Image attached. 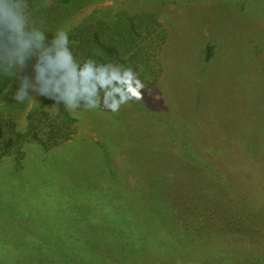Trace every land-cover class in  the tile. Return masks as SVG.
Returning a JSON list of instances; mask_svg holds the SVG:
<instances>
[{"label":"rangeland","instance_id":"374dc122","mask_svg":"<svg viewBox=\"0 0 264 264\" xmlns=\"http://www.w3.org/2000/svg\"><path fill=\"white\" fill-rule=\"evenodd\" d=\"M163 2L168 5H162ZM72 4L74 7L69 5L72 15L68 17L67 27L72 23L71 20H79L97 5L113 4L132 12L152 10L158 20L166 26L168 34L174 38L177 36L187 38L193 34L187 24V20L190 19L189 12L181 9L183 2L177 7L176 0H102L101 2L80 0V3L74 0ZM202 9L203 7L200 10ZM220 9L213 14H207L209 25L208 28L206 27L204 37L201 38L204 42L209 37L217 40L216 25H220L222 31L221 40L224 32L228 35L231 32L226 29V20L230 21L220 16ZM190 12L197 19L198 11L191 9ZM202 14L204 12H200L198 17L201 18ZM183 20H186V23H183L185 22ZM171 25L173 28L170 27ZM233 38L232 48L217 40L219 45L215 57L204 69L195 65L193 70L181 74L185 70L184 68L182 70L183 60L176 65V70L168 72L167 78H163L166 74L160 77L159 91L161 94L164 91L165 97L163 96L164 100L159 102L160 110L156 112L162 114L150 112L148 108L141 109L134 105L132 99H118L117 102H109L105 105L94 104L91 101L85 103L71 99L67 101L68 108L77 118V129L73 138L50 151L40 147L39 153L32 156L30 154L33 146L26 147L24 160L17 170L25 174L27 188L21 189L23 184L20 181L12 183L15 187L19 184L18 198L25 202L29 198V202L33 205L27 215L30 223L17 224L16 215L12 217L6 214L7 208L2 199L4 197L6 199L7 194L0 187V227L5 225L9 228L8 233L15 234L16 237L20 236L18 239L15 238L16 241L23 240L24 236L29 237V245L34 247L27 251L26 264H175L179 257L183 264H213L215 259H220L222 262L219 263L224 264H264V256L254 257L253 260L246 257L252 254L250 250L252 245L264 243V233L262 234L264 232V151L262 154L259 153V156L258 152L253 153L254 150L251 149L254 147L251 146L254 141L251 139L252 134L257 131H261L259 140L264 146V132H262L264 115L250 111L244 116L242 126L234 124L240 118L246 104L253 105L254 110L264 108V70L257 58L251 56L248 48L250 43H245L243 34L235 32ZM233 49L237 52L234 53ZM173 54L177 53L173 51ZM177 57L172 56L171 60L174 61ZM109 85L112 90L117 89L115 81H109ZM150 92L154 91L151 89ZM159 94H155L158 100ZM16 103L0 102V117L12 116L19 122L20 127H24V114L16 110ZM200 103L205 109L201 114H199L200 106L198 107ZM170 108L174 110L171 111ZM174 115L179 118L178 126L175 125L176 123L173 124L175 128L164 126V121L167 123V120ZM213 125L218 126L216 131L212 130ZM243 128L249 133L246 138L251 142V144L248 142L249 146H244L245 144L241 146V143H244L241 137L232 136V134H241ZM242 135L246 137L245 133ZM201 136L205 138L201 141L207 142V148L205 146L202 149L200 144H197V139ZM207 149L213 150L218 155L215 163L224 166L223 172L226 178L230 179H228L230 187L228 185L224 189L234 186L238 191L244 187L248 193L249 203L242 202L241 210L244 211H238L239 215H236V219L244 222L246 235L243 238L231 234L223 238L224 228L216 226L219 222H223L221 216H211L212 219L208 223L201 221L202 219L198 217L199 211H196V214L193 213L196 220L194 218L192 226L186 225L185 230H190L191 234L188 233L190 237L185 240L174 220L175 215L177 219L180 216V212L176 214V209H170V212L163 210L160 215L151 209L143 212L141 204L146 200L144 196L149 203H155L152 199L154 195L148 191L153 186L160 192L168 189V195L162 197V202L164 205L173 204L175 198L179 197L178 191L169 194L181 186L175 182L178 175L188 179L185 184L186 194L189 198H195L196 204L201 206V211L206 210V207L215 210L216 203L224 202V192L216 188L220 182L214 179V175L207 173L198 175L193 165L189 164L191 159L195 158L194 153L202 150L204 152ZM239 155L246 156L241 159ZM37 158L43 164L36 163ZM183 159L190 160L185 162ZM12 163L15 164L13 161ZM54 163L61 166H54ZM218 166L213 167L212 172L221 169ZM13 167L15 168V165ZM110 172L116 173L119 178L117 180L122 184H129L132 192L135 189L142 190L138 191L139 193L129 203L121 205L125 193L122 197L109 196L108 191L111 187H115L114 184L117 182L113 173L112 177L110 176ZM64 173L67 177L56 178ZM49 178L51 185L36 191L37 188L44 186ZM157 178L165 180L166 188L159 183L160 181H155ZM99 184L104 189V196L101 195L102 193L98 195L99 202L96 205L98 211L94 208V204L76 203L77 200L82 202L91 198L86 189H79L77 194H69L67 191V187L84 185L94 188ZM35 191L38 196L30 198ZM114 191L118 192L116 189ZM75 197L76 199L73 200ZM113 208L110 213L109 209ZM41 209H44L46 214ZM99 210L100 217L107 215L111 222L105 224L108 231L105 237L101 234L100 240L94 241L86 232H75L59 225L63 221L64 211H74L79 217L93 213V219H98ZM37 214L45 215L46 219L42 222L44 225L48 223L49 234L46 241L50 248L43 243L46 250L41 245L39 233H35L32 227L33 224L34 228H43ZM164 217L172 222L170 236L175 240L174 248L162 246L158 249L147 243L148 238L166 239L165 231L162 229L164 225L161 224L165 222ZM121 226L127 229H121ZM258 235L262 237L258 239ZM59 250L63 251V258L59 257Z\"/></svg>","mask_w":264,"mask_h":264},{"label":"trees","instance_id":"16d2710c","mask_svg":"<svg viewBox=\"0 0 264 264\" xmlns=\"http://www.w3.org/2000/svg\"><path fill=\"white\" fill-rule=\"evenodd\" d=\"M76 1L80 3V0ZM84 1L89 2L91 0ZM94 1L101 2L102 0ZM73 2L74 0H0V102L8 104L17 102L16 110L22 111L24 114V127H20L19 122L15 121L12 116L11 118L0 117V187L7 194L6 199L4 197L2 202L6 205L7 215L18 217L15 220L17 224L26 225V222L27 224L30 223L27 215L33 207L29 198H26V202L18 198L19 184L16 187L12 185L13 182L20 181L23 184L21 189L27 188L26 179H24L25 174L17 170L18 166L22 164L21 161L24 160V149L33 146L32 154H30L32 156L39 153L40 147L45 151H50L73 138L77 129V118L68 108V100H75L79 103L91 101L94 104L105 105L109 102H117L118 99H132L135 106H139L141 109L148 108L150 112L160 113L156 111L160 110L159 102L164 100L163 96L165 97L164 91L163 95L159 91L160 77L166 74L163 78H167L168 72L176 70V65L183 60L182 70H185L181 74L189 71L195 65L204 69L215 57L216 48L219 45L217 40H221L220 36H222L220 25H216L218 31L216 41L209 37L204 42L201 38L204 37L206 27L208 28L209 25L207 14H213L219 8H221L220 16L230 21L227 22L228 20H226L227 31L231 30L229 35L227 32L223 33L224 36L220 42L232 48L235 32L243 34L245 43H250L248 48L251 56L257 58L259 65L264 70V0H176L177 7H180V3L183 2L181 9L189 12L190 19L187 20V24L193 34L187 38H180L179 36L174 38L168 34L166 26L158 20L156 14L150 9L132 12L113 4L97 5L89 14L79 20H71L72 23L67 27L68 17L72 15L69 5L74 7ZM163 4L168 5L165 2ZM201 7H203L202 10H200ZM191 9H196L198 14L200 12H204V14L201 15V18L197 14V19H195L190 12ZM183 21L186 23V20ZM170 27L173 28L172 25ZM173 51L177 54H173ZM233 51L234 53L237 52L235 49ZM172 56L178 57L172 61ZM129 73L138 82L133 85L135 88L134 96L128 92L126 83ZM111 80L117 83L115 91L109 85ZM151 89L154 91L153 93L150 92ZM155 94H159V100ZM199 106L201 109L199 114H201L205 109L202 108L201 103ZM253 108V105L246 104L241 116L239 115L240 118L234 124L242 126L244 116L250 111L264 115V108H261L262 110L259 108L254 110ZM169 110L173 111L174 109L170 108ZM174 123L178 126L179 118L177 115L169 118L167 123L164 121V126L175 128ZM159 125L161 126L162 123ZM217 127V125L211 126L212 130L215 131ZM243 133L246 137L242 135ZM247 134L249 133L243 128L241 134H232V136L241 137L242 142H244L241 143V146L244 144V146H249L248 142L250 141L246 139ZM252 136L251 139L254 141L251 146L254 147L251 149L254 150L253 153L258 152L260 156L264 151V146L259 140L261 131H257ZM181 139L185 140V138ZM201 139L205 138L201 136L197 139V144H200L202 149L205 146L207 148V142L201 141ZM212 151L207 149L204 152L202 150L194 153L195 158H192L189 164L193 165L192 167L198 175L202 173L212 174L214 179L220 182L216 188L224 192L225 200L216 203L217 208L215 210L206 207V210L201 211V206L196 204L195 198H189L186 194L185 184L188 179L179 175L176 176L175 182L181 186L169 194H174L177 191L179 194L172 205H164L162 202V197L168 195V189L160 192L155 186L148 189L154 195L152 199L155 203H149L147 197L144 196L146 200L141 204L144 213L150 209L153 212L156 211L157 215H160L163 210L170 212L176 209V214L180 212L179 218L177 219V215H175L176 219L174 220L175 223L177 222L178 229L182 231L185 240L191 234L190 230H185L186 225L192 226L195 218L193 213L196 214V211H199V219L208 223L212 219L211 216H221L223 222L214 223L217 227L224 228L223 238L228 234L239 238L246 235L244 222L236 219V215L244 211L241 210L242 202L249 203L248 193L244 187L238 191L234 186L224 189L228 185L230 187V179L226 178V174L223 172L224 166H218L215 163L218 155ZM239 156L244 159L246 155ZM189 160L183 159L185 162ZM36 163L43 164L38 158ZM53 165L61 166L57 163ZM217 166L221 169H214L215 171L212 172L213 167ZM112 173L117 182L114 184L115 187L108 189L109 196L116 198L121 195L122 197L125 193L121 205L129 203L142 189H135L132 192L129 184H122L117 180L119 179L117 174ZM112 173L110 172L111 177ZM60 177H67V174L64 173L56 178ZM163 178H157L155 181H160L159 183L166 188ZM223 181H225L224 184ZM100 184L104 183L100 182ZM100 184L94 188L84 185L67 187V191L69 194H77L79 189H86L88 195L91 196L88 199L90 201L79 202L77 200L76 203L81 205L94 204V208L98 211L96 208L99 202L98 195L104 194V189ZM43 185L36 191L46 189L51 185L50 178ZM189 186L191 187V185ZM114 189L118 192L116 193ZM36 191L30 195V198L38 196ZM75 199L76 197L73 198V200ZM29 204H31L30 207H28ZM167 206L168 208H166ZM41 210L46 214L44 209ZM113 210L114 208L109 209L110 213ZM100 212L99 210L98 219H93V213L79 217L74 211H64L62 213L64 215L63 221L61 220L59 225L66 226L75 232H86L90 234L89 238H93L94 241L100 240L101 234L105 237L108 231L105 224L111 223L107 215L103 218L100 217ZM41 214H37V218L42 222L46 218L45 215ZM164 221L161 224L164 225L162 229L165 231L166 239L148 238V245H153L158 249L162 246L174 248L175 240L170 236L172 222L167 217H164ZM126 225L129 226V224ZM32 227L35 233H39L38 237H41V245L45 249L44 244L47 245L46 239H48L49 234L48 223L47 225L43 224V228H34L33 224ZM125 228L121 226V229ZM8 230L9 228L5 225L0 227V264L28 263L25 259L27 251L34 249L29 245V237L24 236L23 240L16 241L15 238L18 239L20 236L16 237L15 234L8 233ZM261 237L262 235H258V239ZM24 250L26 251L23 253ZM250 250L252 254L246 255V257L251 260L254 257L264 256V243L252 245ZM58 255L63 258V251L59 250ZM181 261L179 257L175 264H183ZM219 262L222 261L215 259L213 264Z\"/></svg>","mask_w":264,"mask_h":264},{"label":"clouds","instance_id":"9594fccd","mask_svg":"<svg viewBox=\"0 0 264 264\" xmlns=\"http://www.w3.org/2000/svg\"><path fill=\"white\" fill-rule=\"evenodd\" d=\"M9 14H11V13L9 12ZM127 76H128V79H127L126 83L128 86V92L130 93V95L134 96L135 95V88L133 87V85L135 83H138V82L135 81V78H134V76H132L131 73H129Z\"/></svg>","mask_w":264,"mask_h":264}]
</instances>
